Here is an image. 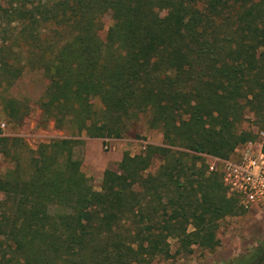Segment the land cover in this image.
<instances>
[{"label": "trees", "instance_id": "16d2710c", "mask_svg": "<svg viewBox=\"0 0 264 264\" xmlns=\"http://www.w3.org/2000/svg\"><path fill=\"white\" fill-rule=\"evenodd\" d=\"M27 70L46 80L42 121L67 134L33 149L0 137L11 163L0 264H149L216 248L239 205L199 155L230 158L252 139L245 109L264 129V0H4L0 105L15 124L29 106L8 89ZM143 113L160 145L123 152L94 190L75 139L121 138Z\"/></svg>", "mask_w": 264, "mask_h": 264}, {"label": "rangeland", "instance_id": "374dc122", "mask_svg": "<svg viewBox=\"0 0 264 264\" xmlns=\"http://www.w3.org/2000/svg\"><path fill=\"white\" fill-rule=\"evenodd\" d=\"M3 1L0 0V4ZM163 12L164 8H161L159 13L163 14ZM99 20L101 24L97 33L103 39L111 21L108 14L100 16ZM45 84L46 80L40 72L34 70L25 71L20 78L13 82L8 93L25 101L29 110L27 115L18 124H15L4 116L0 105V137L5 138L4 140L19 137L31 149L40 142L66 137V130L55 128L51 120L42 121L36 100L42 94ZM243 115L245 119L241 122L240 127L251 131L254 134L252 139H254L256 132L264 129H260L254 124L250 111L245 109ZM145 120L146 114H140L129 131L121 137L120 141L124 142L121 145L122 153L128 152L133 155L140 153L146 145H160V132L157 129L148 128ZM95 139H85L84 137L75 139L79 141L73 147V151L74 155L80 159L81 170L88 176L91 187L98 190L102 170L106 168L115 170L116 163L121 156L117 160L113 157L109 158L107 154L110 151V142L102 140L96 144L90 143ZM113 139L118 138H112L110 141ZM7 145L8 143H0V147H7ZM199 156L202 157L206 165L207 156L211 155L200 154ZM10 166V161L0 151V175ZM217 237L219 244L211 251L194 247L192 253L186 256L169 259L156 257L149 264H225L237 259L240 260L238 264H264V257L258 260L261 250L264 248V209H244L239 206L237 214L219 220ZM174 245V240H169L170 251ZM248 256L249 258H247Z\"/></svg>", "mask_w": 264, "mask_h": 264}, {"label": "built area", "instance_id": "2783aa9c", "mask_svg": "<svg viewBox=\"0 0 264 264\" xmlns=\"http://www.w3.org/2000/svg\"><path fill=\"white\" fill-rule=\"evenodd\" d=\"M206 170L218 172L227 196L244 209H264V130L237 145L230 158L207 156Z\"/></svg>", "mask_w": 264, "mask_h": 264}, {"label": "crops", "instance_id": "0c3cea01", "mask_svg": "<svg viewBox=\"0 0 264 264\" xmlns=\"http://www.w3.org/2000/svg\"><path fill=\"white\" fill-rule=\"evenodd\" d=\"M85 139H91V138H86L85 137ZM104 141L105 139H102V138H96L95 140H93L92 142H90V143H94V144H96L97 142H101V141ZM121 140V138H118V139H113V141H110V145H111V147H110V151L108 152V157L109 158H111V157H113V158H115L116 160L118 159V157H120L121 156V154H122V147H121V145H123L124 144V142L123 141H120ZM120 141V142H119Z\"/></svg>", "mask_w": 264, "mask_h": 264}]
</instances>
